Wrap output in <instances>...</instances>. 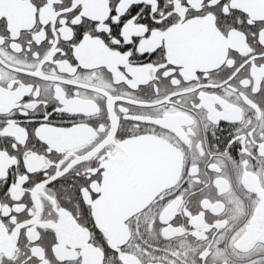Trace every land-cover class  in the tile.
I'll list each match as a JSON object with an SVG mask.
<instances>
[{"label": "snow or ice", "instance_id": "1", "mask_svg": "<svg viewBox=\"0 0 264 264\" xmlns=\"http://www.w3.org/2000/svg\"><path fill=\"white\" fill-rule=\"evenodd\" d=\"M0 264H264V0H0Z\"/></svg>", "mask_w": 264, "mask_h": 264}]
</instances>
